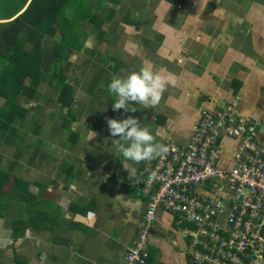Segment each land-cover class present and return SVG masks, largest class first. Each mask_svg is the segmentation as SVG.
I'll list each match as a JSON object with an SVG mask.
<instances>
[{
	"label": "crops",
	"instance_id": "obj_1",
	"mask_svg": "<svg viewBox=\"0 0 264 264\" xmlns=\"http://www.w3.org/2000/svg\"><path fill=\"white\" fill-rule=\"evenodd\" d=\"M88 4L91 15L78 18L85 34L79 47L59 54L55 39L43 38V80L33 98L18 101L27 115L17 119L14 134L0 132L24 166L17 173L8 163L0 169L30 183V200L43 204L31 216L19 201L4 209L0 264H125L156 190L143 187L154 159L124 161L111 143L107 120L123 118L111 107L113 78L145 62L174 75L156 107L136 105V113L125 114L150 125L164 144L187 147L202 112L221 111L235 98L242 114L264 120V0ZM257 139L264 147V131ZM238 144L221 136V165H234ZM124 166L137 169L136 179ZM157 215L146 264H193L194 228L164 207ZM18 220L29 225L15 236Z\"/></svg>",
	"mask_w": 264,
	"mask_h": 264
},
{
	"label": "built area",
	"instance_id": "obj_2",
	"mask_svg": "<svg viewBox=\"0 0 264 264\" xmlns=\"http://www.w3.org/2000/svg\"><path fill=\"white\" fill-rule=\"evenodd\" d=\"M263 131L264 120L242 114L235 98L221 111L202 112L187 147L166 141L169 151L145 171L143 187L156 197L125 264L147 263L159 207L194 228L193 264H264V147L257 139ZM221 136L239 140L230 167L221 165Z\"/></svg>",
	"mask_w": 264,
	"mask_h": 264
},
{
	"label": "trees",
	"instance_id": "obj_3",
	"mask_svg": "<svg viewBox=\"0 0 264 264\" xmlns=\"http://www.w3.org/2000/svg\"><path fill=\"white\" fill-rule=\"evenodd\" d=\"M83 1L88 4L91 0H0V8H7L6 17L0 18V132L14 134L17 119L27 115L18 101L23 96L33 98L43 80V38H54L57 32L64 31L63 23L71 20L67 16L71 4L80 5ZM78 10H73L72 20L77 18ZM56 47L57 53L62 54L68 45L62 41ZM8 64H15L16 69L6 68ZM58 77L60 84L63 78ZM28 187V182L0 169V216L15 200L17 203L19 199H30ZM28 225L23 220L16 221L13 235Z\"/></svg>",
	"mask_w": 264,
	"mask_h": 264
},
{
	"label": "clouds",
	"instance_id": "obj_4",
	"mask_svg": "<svg viewBox=\"0 0 264 264\" xmlns=\"http://www.w3.org/2000/svg\"><path fill=\"white\" fill-rule=\"evenodd\" d=\"M85 45L91 47L90 41H86ZM175 83L173 74L155 68L150 62H145L139 70L117 76L108 83V92L114 98L112 109L123 110V118H108L109 137L115 152L124 161L135 164L155 159L169 151L166 144L156 139L150 125L142 123L137 116L125 114L136 113V105L156 107L166 89ZM125 168L129 177L136 179L137 169Z\"/></svg>",
	"mask_w": 264,
	"mask_h": 264
},
{
	"label": "rangeland",
	"instance_id": "obj_5",
	"mask_svg": "<svg viewBox=\"0 0 264 264\" xmlns=\"http://www.w3.org/2000/svg\"><path fill=\"white\" fill-rule=\"evenodd\" d=\"M91 7L89 4H87V2L81 3L80 5L78 3H72L71 4V9H72V13L74 14L75 9H80V11L78 10V14H77V18L75 20H69V21H65L63 24V28L64 31H59L57 32L56 36L54 37V41H56V43L62 42L64 41L66 43V45L68 46H74V47H79L80 46V42L83 40L84 37V32L81 29L80 25H79V19L81 18L80 16H82L81 14L83 13L85 16L91 15L90 12V8ZM0 18L1 17H6L5 13H7V8L4 7L0 8ZM74 10V11H73ZM76 12V11H75ZM8 16V15H7ZM68 16V15H67ZM4 22V21H3ZM2 23V21L0 22ZM64 39V40H63ZM2 64H0V71L3 68V66H1ZM6 68H9L10 70H14L16 69L15 64H8V66ZM0 103H2V101H0ZM0 140H2V144L0 145V163L4 164L5 163L8 165V167L10 168V170L12 172H16L19 171L20 167H24L23 166V160L21 158H19L18 155V150L13 147L12 144L7 143L6 140V136H4L3 138H1ZM42 143L43 148H48V144L43 143L42 141H39L37 144ZM36 144V145H37ZM39 146V145H38ZM17 156V157H16ZM26 158V157H25ZM30 186V183H29ZM18 204L19 207H23L26 210V213L31 216V214H33L37 208L41 207L43 204H41V202L37 203L36 207L34 206V203L28 199V200H18ZM12 204H17L16 200L14 201V203L12 202ZM11 204V205H12ZM15 209H12L11 211L13 212Z\"/></svg>",
	"mask_w": 264,
	"mask_h": 264
}]
</instances>
